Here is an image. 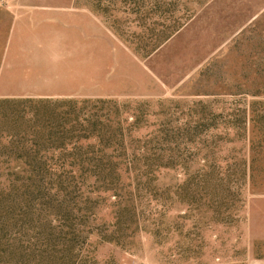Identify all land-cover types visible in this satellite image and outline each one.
Masks as SVG:
<instances>
[{"label":"rangeland","instance_id":"374dc122","mask_svg":"<svg viewBox=\"0 0 264 264\" xmlns=\"http://www.w3.org/2000/svg\"><path fill=\"white\" fill-rule=\"evenodd\" d=\"M11 1L53 9L30 11L25 66L6 74ZM263 8L264 0H0V224L11 232L0 233V262L264 258ZM46 98L73 101L86 125L100 130L84 149L124 155L115 185L134 207L116 216L114 197L93 196L99 206L89 219L97 231L76 261L48 253L46 246L60 244L56 236L25 233L3 214L20 202L6 197L28 168L15 154L30 147L19 140L43 119L35 103ZM73 125H65L68 134Z\"/></svg>","mask_w":264,"mask_h":264},{"label":"trees","instance_id":"16d2710c","mask_svg":"<svg viewBox=\"0 0 264 264\" xmlns=\"http://www.w3.org/2000/svg\"><path fill=\"white\" fill-rule=\"evenodd\" d=\"M72 102L47 98L36 101L35 105L40 106L37 108L44 110L43 119L41 122L34 121L35 129L30 126L32 131L26 135L27 137L21 136L19 140V143L22 141L23 144H31L27 148L28 151L26 149L15 154V158L27 160L25 165L28 168L19 172L22 177L18 178L23 182L6 194L10 199L18 197L20 202L15 207L12 203L9 204L3 214L10 215V220L19 222L25 233L35 234L41 228L43 236L44 234L50 238L56 236L60 244L46 246L48 253L58 254L61 258L73 255L76 261L80 251L87 245L89 237L94 236L97 231L91 226L90 222L93 221L89 219L90 211L99 206L98 200H92L93 196L97 197L104 193L114 197L116 201L113 206L116 208V216L124 214L123 212L132 214L134 207L124 205L115 185L120 180L119 168L123 165L124 155H114V152L106 154L101 150L94 151L93 148L87 151L83 148V145L100 138V130H91L86 125L88 120L84 113L75 112V104ZM66 107L68 110L63 111ZM102 117V115L96 117L100 125H102L100 121ZM80 118L82 120H79ZM70 123L74 125L71 134H68L65 125ZM54 124L56 127L53 126ZM41 142L49 147L42 151L33 148ZM71 144L74 147L68 150ZM217 187L225 192L222 185ZM234 196H236L235 201L240 203L239 189ZM219 220L224 224L229 223L225 217ZM60 222L65 224L60 225ZM4 224L6 221L0 224V233L2 238H7L11 232L8 225ZM100 239L108 242L106 237ZM68 243L70 246L66 249L65 245ZM25 251L26 249H22V254ZM35 252L40 251L35 250ZM0 264L39 263L0 262Z\"/></svg>","mask_w":264,"mask_h":264},{"label":"crops","instance_id":"0c3cea01","mask_svg":"<svg viewBox=\"0 0 264 264\" xmlns=\"http://www.w3.org/2000/svg\"><path fill=\"white\" fill-rule=\"evenodd\" d=\"M41 6L42 5H40L39 3H35V2L11 1V3L8 4L7 8L4 7V9L9 10V12L7 13L8 15H6L7 18L5 20H8L10 24L8 26L9 32L7 33L6 38H5L6 45H5V51H4V56H3L4 58L3 68H5L6 74L17 73L20 71V67L25 66V61H24L25 53L23 51L24 46H23L22 34H23V30L27 31L31 29L28 26V21L33 18L32 14H30V11H39L42 9H49V10L53 9V8H48L45 6L41 7ZM263 11H264V8L262 9V12ZM37 18L39 19L40 17H37ZM252 20L253 19L249 20L248 22L250 23ZM28 34L31 35V37L33 38L38 37V34H36L35 32L31 33L28 31ZM111 264H116V263H111ZM127 264H136V263L129 262ZM210 264H216V263H210ZM230 264H238V263H230ZM242 264H264V258H257V259L251 258Z\"/></svg>","mask_w":264,"mask_h":264},{"label":"built area","instance_id":"2783aa9c","mask_svg":"<svg viewBox=\"0 0 264 264\" xmlns=\"http://www.w3.org/2000/svg\"><path fill=\"white\" fill-rule=\"evenodd\" d=\"M123 264H127V263H123ZM138 264H144V263H138Z\"/></svg>","mask_w":264,"mask_h":264}]
</instances>
